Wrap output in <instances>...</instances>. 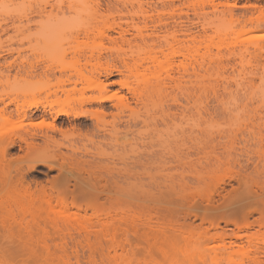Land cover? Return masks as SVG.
<instances>
[{
	"label": "rangeland",
	"instance_id": "obj_1",
	"mask_svg": "<svg viewBox=\"0 0 264 264\" xmlns=\"http://www.w3.org/2000/svg\"><path fill=\"white\" fill-rule=\"evenodd\" d=\"M209 3L0 0L3 103L16 97L18 105L44 104L47 92L70 75L81 91L62 101L64 109L98 96L101 69L123 70L116 51L128 48L116 38L119 23L129 24H122L129 39L137 34L130 23L144 19L175 20L178 37H196L193 46L175 44L167 59L128 78L135 94L122 89L116 96L127 108L113 107L114 98L83 105L105 109L96 128L83 117L53 122L40 109L23 121L13 116L0 122V145L25 131L55 140L45 147L37 139L33 149L20 143L22 149H10L6 159L0 153V200L14 214L18 203L27 209L22 218L4 219L10 227L0 229V264H171L151 245L182 246L191 239L186 242L192 246L199 240L216 254L222 244H208L215 236L235 242V255L215 262L249 264L257 254L264 263V253H257L264 247V23L255 21L259 14L251 9L261 8L264 19V0H213L218 13ZM150 26L140 34L149 35ZM132 51L141 57L147 52L143 46ZM88 56L93 58L85 63ZM30 65L51 76H34ZM120 78L114 74L108 82ZM169 78L178 79V87L170 88ZM117 89L107 87L99 96L111 97ZM53 126L68 133H54ZM53 156L57 164L63 157L66 166L56 167ZM8 170L26 172L21 186L6 183Z\"/></svg>",
	"mask_w": 264,
	"mask_h": 264
},
{
	"label": "bare ground",
	"instance_id": "obj_2",
	"mask_svg": "<svg viewBox=\"0 0 264 264\" xmlns=\"http://www.w3.org/2000/svg\"><path fill=\"white\" fill-rule=\"evenodd\" d=\"M208 8H210L213 13H218L217 5L215 3H213V0L212 1L210 0V3L208 4ZM251 9L254 12H257L259 14V18L260 17L262 18V9L261 8L254 6V7H251ZM227 13L229 15H232L231 10H228ZM259 18L255 19V21H257V22L260 21V22L264 23V19L263 18L259 19ZM141 23L143 24L142 27H141ZM148 23H150V25H151L150 26L151 33L149 35L143 36L140 34V31L142 28L148 27ZM122 24H124V25H129V24L128 23H119L116 25V28L118 29L117 33L119 35L116 38L121 42V45L126 46L128 48L127 50L124 48H119L116 51V54H117L116 60L123 63V70L118 69L114 66H108L107 65L106 67L101 69V71L98 73L99 78L102 77L103 79H101V80L99 79V85L94 87V90H96L99 95L106 92L107 87H110L113 85H117L118 89L116 91H114L115 93L113 92V95L111 97H102L99 95L96 97H89V98L85 99V101L83 102V105H85V104L90 105V104L96 103V104L102 106L103 103L111 101L112 98H114L116 100V103L113 104V107H115V108H127L128 104L125 103L124 99L122 97L116 98V96L119 92L122 91V89H125L127 92H129L131 94L133 93V95L135 94V91L130 86V82L128 81V78L136 77L141 71H147V65H152V64L157 63L160 60V58L167 59L169 57V55H167L165 52L167 49L172 48L173 45L188 43L189 47H191V46H193V44L196 43V37L195 36H190V35H183L184 37H178L177 36L178 35L177 29L179 28L180 23L175 21V20H173L172 22H162V21L156 22L153 20L144 19V21H142L140 23L131 22L130 28L132 30H135L137 34L135 36H132V38H130V39L126 38L125 34L128 33V30L122 29ZM171 29H173V30L170 31ZM116 38H109V39L111 41H115ZM140 46H143L144 49H146V51H147L146 55L144 57H141L140 55H134L133 56L132 55L133 54L132 48H140ZM127 52L130 53V56L129 57H123L124 55L126 56ZM177 55L183 59H187V57H189L188 55H185V54H175V56H177ZM100 56H99V58H100ZM92 58H93V56L85 57L84 58L85 63H89ZM126 60H129V62H127ZM191 60H192V62H190V64H189L190 69H191L190 75L194 76L195 75L196 62L194 61V59L190 58L189 61H191ZM10 65L11 64H8V67H11ZM32 66H35V65H32ZM32 66L30 65L29 69H30V71H32L34 73L35 71H33V69H36L35 68L36 66L34 68ZM31 68H33V69H31ZM114 74L121 76V78L115 82H111V83L108 82V79L111 76H113ZM35 75H36V77H42L43 76L45 78H49L51 76V75L49 76V74L46 73L45 71H40L37 73L35 72L34 76ZM47 76H49V77H47ZM72 78H73L72 75H70V76H67L66 78H64L63 80L58 79L59 80V83H57L58 87L56 86V88L54 90L51 89L52 91L47 92V94H46L47 101L44 104L43 103L42 104L29 103V104L23 106V105H18V101H17L16 97L9 99L8 103H3V100L0 99V104H2V107L0 108V122H7L8 123L11 121V118L13 116L18 117L19 119H21L23 121V119L34 115L35 112L39 111V109H40L41 110L40 116L44 117L46 115H49L52 118L53 122H55V120L60 118V117H64V118L71 117L72 119H79V118L83 117V118H87V119L94 121V127L95 128L98 127L99 116H102L105 114V109L100 110V112L98 109L97 110H83V109H81L83 107L82 104L79 105L78 109L72 108V109L66 110L62 107V104H63L62 101L67 100L72 94H74L76 92L78 93V91L80 90V89L77 90V88L75 87L77 80L72 79ZM178 82H179L178 79L169 78L168 85L170 88L178 87ZM190 82H192V81H190ZM67 85H73V86L69 89L64 88V86H67ZM147 85L149 87H151V85L149 83ZM26 92H27V89L21 90L22 94H24ZM83 93H85V92H83ZM11 106H13V108H14L13 109L14 113L11 112V110H10ZM101 106H99V107H101ZM181 113H183V111H181ZM22 123H24V122H21V124ZM30 123H31V121H30ZM30 123H29V121L27 122L28 125H30ZM27 124L24 123L21 127H23ZM51 131H53L54 133L57 132L61 136H65L66 133H68V131L62 129L61 127L56 128L55 126L51 127ZM25 132L26 133L24 135L19 136L17 141L10 138V136H8V138L6 140H4V142L0 145V153L4 157V159H6L5 157H7L10 154L9 153L10 149H13L14 147H18V148L22 149L20 143H23L27 149H29V148L33 149V147L36 148L35 147L36 146L35 141L37 139H39L40 142L45 147H49L55 141L52 136H49L46 134L38 135L36 133H30L28 131H25ZM37 145H38V143H37ZM37 148H39V147H37ZM53 160L55 161L54 163H55L56 167H58L59 169H61L63 166H66L63 157H60V160L63 161L61 164H57V161L59 159H57L55 156H53ZM47 166H48V164L46 165V167ZM49 169H50V167H49ZM14 173H15V175H11V172H9V170L7 171L6 183L14 185V186H21L23 181H24L22 174H25L26 172L25 173H23V172L19 173L18 172L19 173L18 174L15 171ZM3 201H5V199H3ZM3 201L0 200V229L9 230L10 226L7 222L9 220L15 221L17 214H18V216H20V218L24 217L25 214L27 213V209L22 207V205L18 203L17 206H15V209L17 212H15V214H14V212L12 211V209H10L8 204L3 203ZM4 219H9V220L5 222ZM232 238L237 239L238 234L234 233L232 235ZM186 240L189 242V244L191 243L190 242L191 239L190 240L186 239ZM186 240L183 241L184 245H182V246H181L182 242H180V244H178V242L174 241V243H173V244H175L174 246L166 244L167 247L164 248L165 244L163 243V247L160 246L159 244L158 245L153 244V245H151V248L158 250L159 254L165 260H167L168 262H171V264L172 263H174V264H208V263H206V261L207 262L209 261V264H211V263L219 264V263H217L218 259H220V261L222 259H224V261L227 262V259H229L230 257L232 258L233 254L235 255L233 248H232L233 246H235V242L230 241L228 244H226L224 238L220 237V236H215V238L210 239L208 241V244H209V242L213 243V242H218V241H219V243L222 244L221 248H220L221 251L219 250L220 253H218V252L216 253V254H220L218 256L215 253H213V254L208 253V250H206V245H204L206 243L199 242V240L198 241L196 240L197 243L199 242L202 244L198 243V245H196L197 243L195 241V242H193L194 244L192 243V246H191L188 244V242H186ZM110 248L112 251L115 252L116 246H111ZM257 250H258L257 253H259V252L264 253V247H263V249L257 247ZM206 254H208V255L211 254V255L206 256ZM212 256H214V257H212ZM207 257H210V258L208 259ZM210 259H211V261H210ZM216 259H217V261L215 262L214 260H216ZM45 262L47 264H53L52 260H50V259H48ZM221 262H223V260ZM249 262H250L249 264H264L260 261L257 254L256 255L254 254L251 258H249ZM57 264H68V262H64L61 260V261L57 262ZM247 264H248V262H247Z\"/></svg>",
	"mask_w": 264,
	"mask_h": 264
}]
</instances>
